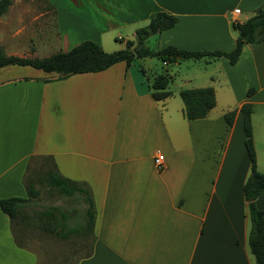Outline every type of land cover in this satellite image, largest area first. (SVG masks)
<instances>
[{"label":"crops","instance_id":"1","mask_svg":"<svg viewBox=\"0 0 264 264\" xmlns=\"http://www.w3.org/2000/svg\"><path fill=\"white\" fill-rule=\"evenodd\" d=\"M50 3L52 10L12 3L1 13L0 50L44 57L93 40L114 51L118 46L109 40L123 38L120 28L129 27L135 36L136 28L165 11L178 20L146 40L151 49L230 51L237 37L232 22L248 19L264 0ZM57 39L61 47H48ZM145 58L64 79L28 65L0 67V198L27 197L30 162L50 156L60 175L90 189L94 202L92 230L84 213L65 225L67 233L90 239L76 264H257L248 246L243 185L249 160L239 108L252 107L258 167V146L264 151V39L244 43L233 64L225 57L205 61L201 74L179 75L171 88L172 77L171 94L163 100L153 99L148 83L162 68L143 66ZM207 86L214 89L215 105L203 118H186L180 90ZM231 110L236 113L228 124L223 115ZM157 153L163 155L162 168L154 164ZM255 203L264 213V194ZM0 264H37L1 209Z\"/></svg>","mask_w":264,"mask_h":264},{"label":"trees","instance_id":"2","mask_svg":"<svg viewBox=\"0 0 264 264\" xmlns=\"http://www.w3.org/2000/svg\"><path fill=\"white\" fill-rule=\"evenodd\" d=\"M47 2L48 9L53 6L50 0ZM12 0H0V14L6 11ZM178 18L176 15L157 11L148 23L135 30V38L126 40L123 47L114 51H105L97 42L93 40H83L68 50L57 51L44 57H22L16 55H6L0 50V67L6 65H28L44 72H54L58 79H64L75 73L98 72L111 65L124 61L127 65L132 61L145 57H156L163 65L174 63L183 59H203L206 62L225 57L233 64L237 61L244 43H259L264 39V4L258 7L253 15L243 22L233 21L232 26L237 30L235 46L230 51L223 50H186L173 45H168L159 49H151L146 45V40L155 34L174 26ZM120 39V38H118ZM119 41H122L120 39ZM144 72V70L142 69ZM149 88L153 99L163 100L170 96L171 91L168 84L171 75L167 69H162L159 73L149 78ZM253 90H248L251 94ZM179 95L184 104V116L188 119L205 117L210 109L215 105L214 89L211 86L199 88H183ZM239 110L243 115L244 145L249 160V175L243 185V194L248 206L250 219V230L248 235V246L257 264H264V213L260 210L255 199L264 194V173L257 169L256 152L252 137L250 103H243ZM236 110L224 113L223 117L228 124H232ZM47 160L49 167L42 169L43 178L47 183L63 195L73 196L78 194L87 203L84 212L86 225L92 230L95 217V207L91 191L82 183L74 182L59 174L53 158L50 156L40 157ZM42 178H31L27 174L24 177V184L27 197L11 196L0 198V209L8 215L12 224L24 221L23 209L38 194L36 183Z\"/></svg>","mask_w":264,"mask_h":264},{"label":"rangeland","instance_id":"3","mask_svg":"<svg viewBox=\"0 0 264 264\" xmlns=\"http://www.w3.org/2000/svg\"><path fill=\"white\" fill-rule=\"evenodd\" d=\"M62 2L65 3V1ZM12 3L15 5L13 8H31L36 10L51 8L48 7L47 2L44 0H13ZM97 10L99 11V8ZM114 10V8L110 10L111 14ZM106 12L108 11L105 10L103 14L106 15ZM100 13H102V9H100ZM104 19L106 20V17ZM93 21L98 26L103 24V19L99 17H93ZM144 25L145 23H142V25L138 26ZM129 30V27L120 28L118 34L123 36V38H120L122 41H119L120 39L115 35L114 39L110 38V43L118 46V49L120 46L123 47L126 38H135L134 35L128 33ZM153 39L154 37L149 40V46L153 45ZM50 46L53 50L61 47L58 39L54 40L48 47ZM141 63L143 66H148L150 63L153 69H167L171 78L174 77L172 78L174 80L169 84L171 88L180 82V76L182 77L186 74L199 75L206 67L203 59L195 60L190 58L164 66L156 57L142 59ZM257 115L261 118L263 116L261 113ZM258 148L259 164L257 169L264 173V151L262 147L258 146ZM48 163L43 158H35L30 162L29 177H39L42 180L35 185L38 190L37 196L31 198L32 203L26 205L23 209L24 221L13 224L14 236L19 244L36 254L37 264H76L78 256L84 255L88 251L90 239L85 237L82 240V236L67 233L65 225L71 223L73 219H78V216L85 212L87 203L82 200L80 195H63L47 183L41 174L44 171L42 169L49 167Z\"/></svg>","mask_w":264,"mask_h":264},{"label":"built area","instance_id":"4","mask_svg":"<svg viewBox=\"0 0 264 264\" xmlns=\"http://www.w3.org/2000/svg\"><path fill=\"white\" fill-rule=\"evenodd\" d=\"M235 14L239 13V9L235 8L233 11ZM154 164L156 165L157 168H162L163 167V155L161 153H157L154 158Z\"/></svg>","mask_w":264,"mask_h":264}]
</instances>
